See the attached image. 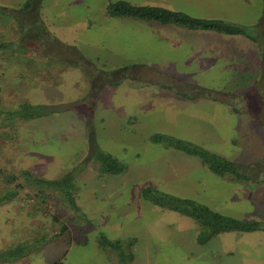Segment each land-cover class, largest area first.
I'll return each instance as SVG.
<instances>
[{
    "label": "rangeland",
    "instance_id": "rangeland-1",
    "mask_svg": "<svg viewBox=\"0 0 264 264\" xmlns=\"http://www.w3.org/2000/svg\"><path fill=\"white\" fill-rule=\"evenodd\" d=\"M24 1L0 0V42H10L0 48V195L12 188L3 183L4 172L28 170L60 184L43 187L48 194L43 199L27 200L20 193L0 203V251L15 256L0 264H117L116 251L99 246L100 235L125 247L132 239L127 264H264L263 230L220 232L200 244L201 228L191 217L141 194L149 186L224 216L264 221V0H212L199 7L195 0H123L192 17L229 18L244 29L241 40L238 34L231 37L247 50L225 55L224 69H212L208 62L216 56L217 43L188 39L193 33L181 34L153 20L142 23V29H103L99 15L118 0H36L45 33L87 58L94 68L92 77L100 73L102 78L91 83L85 66L56 59L61 55L50 49L52 39H39L38 26L28 23V11L18 13L27 30L23 37L15 16ZM93 20L96 25L88 26ZM252 56L257 62L252 66L260 64L261 69L245 68L239 75L241 86L250 90L227 89L237 61ZM159 62L163 69L149 65ZM137 76L143 81H133ZM118 77L116 86L105 83ZM137 81L146 84L141 88ZM201 83H219V89ZM186 95L195 101H184ZM22 102L38 104L36 110L43 114L8 121L5 111ZM205 103L207 110L201 107ZM246 108L256 117L249 143L239 138ZM204 125L210 128L200 147H217L221 153L216 155L241 164L247 180H233L227 173L223 179L234 183L227 182L197 156L150 139L159 134L199 146L203 135L198 131ZM231 139L237 142L231 145ZM98 150L121 164L123 172L101 174L94 159ZM64 181L78 210L71 209L59 191ZM33 189L24 188L30 195ZM62 223L67 231L49 237Z\"/></svg>",
    "mask_w": 264,
    "mask_h": 264
},
{
    "label": "trees",
    "instance_id": "trees-1",
    "mask_svg": "<svg viewBox=\"0 0 264 264\" xmlns=\"http://www.w3.org/2000/svg\"><path fill=\"white\" fill-rule=\"evenodd\" d=\"M106 13L109 16L113 17H131L138 18L142 20H153L160 24H175L181 27H185L188 29H198L204 31H212L215 33H221L226 35H244L245 31L242 27L227 23L217 19H206V18H195L188 16L182 12L173 11L157 6L152 5H133L123 0H118L114 2H109L105 7ZM28 11L27 16H30L28 23H32V26H38L37 29H34L35 32L40 36V40H43L45 36H49L53 42H49L50 49L52 51H57L61 56L57 57L59 59L63 57L65 61L68 63H73V65L82 64L88 70V79L90 83L93 81H97L100 73H97L92 77L94 71L92 68V64L86 60L79 52L75 51L73 47H69L68 45L62 44L59 41H56L52 35L45 33L46 30L42 28L41 21L38 17V10L36 7V0H25L23 4L19 7L18 12H16L15 18L19 21L17 26L18 30L22 33L23 37L26 36L27 30H25L23 26V21L18 18V13H26ZM2 12V11H1ZM45 34H44V33ZM44 35V36H43ZM10 42H0V48H8ZM73 48V49H72ZM43 51V50H42ZM73 52L76 54V60L72 58L75 57ZM75 61V62H73ZM122 70H118L117 72L121 74ZM121 76V75H120ZM123 77V76H122ZM119 78H116L112 81H107L105 83L110 85H115L119 82ZM163 87H167L163 85ZM206 92L202 91L201 93ZM185 96V94L183 95ZM186 97L190 98L188 95ZM39 105L31 104L28 102L20 103L15 109L5 111V118L8 121L14 120H25L28 118L41 116L43 113L40 110H36ZM152 142H162L166 146L173 147L177 150H182L187 154L197 156L201 163L204 164L207 169L220 176L224 177L226 174H230L229 177L233 180H247V175L244 172H240L241 166L236 165L235 163L226 160L223 157H220L214 153H211L200 146H197L191 142H187L178 138L166 137L159 134L153 135L150 137ZM94 159L99 161V170L101 174H118L123 172L124 167L119 164L115 159L110 157L108 154L98 151H94ZM3 183L8 186H12V188H7L0 195V203L8 202L15 198L18 194H22V198H26L27 200H31L33 198H38L39 196L43 199L48 196L46 192H43L44 188H52L59 183L55 181H49L42 179L40 177H36L32 175L28 170H21L18 175L12 174L10 172L2 173ZM22 183H26L23 185ZM59 186L60 193L62 196H66L64 200L67 205L71 207L73 210H78V207L74 203V200L67 192L68 183L64 181ZM25 186L35 187L33 189V194H28L24 188ZM41 186V187H40ZM66 188V189H65ZM142 196L144 199H147L151 203L158 205L160 207H165L170 210H175L180 212L183 215L191 217L201 228V232L197 235V241L200 243L206 242L213 235L220 232H229V231H237V232H251V231H264V221L260 220H238L232 217L221 215L211 209H209L206 205L195 202L194 200L179 198L172 195H167L151 187H145L142 190ZM55 219V217H52ZM67 231V227L65 223H62L57 232H54L49 235V237L54 238L59 235H62ZM132 239L128 241L126 247L119 240H109L105 238L103 235L99 236V246L103 248H110L113 251H116V260L117 264H127L132 259L131 254V245ZM21 249H17L20 251ZM0 251V260L5 261L7 259H12L15 256L10 255V252ZM57 264V263H56Z\"/></svg>",
    "mask_w": 264,
    "mask_h": 264
},
{
    "label": "crops",
    "instance_id": "crops-1",
    "mask_svg": "<svg viewBox=\"0 0 264 264\" xmlns=\"http://www.w3.org/2000/svg\"><path fill=\"white\" fill-rule=\"evenodd\" d=\"M178 1H182V0H178ZM207 1H212V0H195L196 7H199L202 3H206ZM184 4H186V3H184ZM145 5H147V4H145ZM173 11L181 12L179 10H173ZM101 13L102 14H100L99 16H102V17H101V19H98V20H100V22L98 23V25L99 26H102L103 29H105L107 27L108 28H113V25H122L123 27L132 26V28L133 27H139L140 29H142L141 28L142 23L148 22L146 20L144 21L142 19H137V18L135 19V18H131V17H111V16L107 15V13H105V11L104 12H101ZM182 13L187 14V12H182ZM195 18H202V17H195ZM206 19H213V18H206ZM88 20H90V19H88ZM217 20H221V21H224V22H227V23H231V24H236V23L232 22L229 18H226V17L219 18ZM95 23H96L95 20H93L92 22L88 23L87 25L88 26H90V25H96ZM160 25H162V26H168L169 28H171V29H173L176 32L181 33V34H184V33L191 34V33H193L188 38L190 40H192V39L193 40H200V41H203L204 39L214 40L215 43H217V45H216V56L213 59V61H208V62H210L212 64V67H213L212 69H224L223 66H224V62H225L224 61L225 60L224 59L225 58V55H235V52L238 50V48H240V50H243V51H246L247 50L246 49L247 47L245 45H243V47H241V45L239 44V41L241 40L240 39V35H237L236 36V38H239L240 39L239 40V39H234L233 37H231L233 35H223L221 33H215V32H212V31H209L208 32L209 34L204 35V34H201L200 33V31H204V30L188 29V28L181 27V26H176L175 27V26H172V24H160ZM251 27H253V26H251ZM135 30L136 31H141V30H137V29H135ZM145 34H147V33H145ZM130 35H137V34H132V32H131ZM262 41H263V39L260 41V43ZM260 48L262 50H264V45L261 44ZM205 49L207 51L208 47L205 46ZM85 59H87V58H85ZM161 59H162L161 61H165L166 60L165 59V55H161ZM237 62H238V68L236 70H233V68L228 69V70H233V71H232V77L230 78L229 86L227 87V89H232L233 90L234 87H236L237 89H240V91L241 90H244V89L250 90V86H246V87H242L241 86V84H242V78L239 77V75L240 74H244L247 71V69H261V68H257V67H261V65L258 64L256 67H253L252 66L253 64H256L257 63L256 62V58L254 56H252V57H246L245 60H242V61L239 60ZM239 63H243V65L242 66L239 65ZM149 65H150V67H152L154 69H163L161 66H159L160 65V62L157 64V66L155 64H149ZM245 68H247V69H245ZM92 69H94L93 66H92ZM166 69H168V68H166ZM139 76L140 77L142 76L141 70H140V75ZM139 76H137L133 81H135L136 79H139L140 78ZM140 79H141V81H143L142 78H140ZM245 82H246V80H245ZM159 83L165 85V83L158 82V84ZM117 84L111 85V86H116ZM136 84H137V86H139V87L142 88V86H144L143 84H146V83H144V82L138 83V81H137ZM165 86L168 87L167 89H171V90L172 89H175L173 87L171 88V86H169V85H165ZM199 86H201V87H207V88H211V89H213V87H214V89H219V83H214V86H212L211 83H210V85H207V86H204L201 83V84H199ZM164 89H166V88H164ZM231 95L236 96L234 94H231ZM186 98H184V101H188V103H190L191 101L192 102L195 101V100H193L194 99L193 97H190V98L186 97ZM201 100H206V102H208V103L213 102L214 104H216L215 103V100H209V99H201ZM223 101H224V99H223ZM208 103L203 104V106H201V107L204 108L205 110H207L208 109L207 107L209 106ZM246 109L248 110V112L243 113L246 117L242 118V120L244 121V125L243 126L240 125V127H239V138H241V139L243 138L242 139L243 142L249 143V142H251V140H250L251 139V137H250V128L254 129L253 128V127H255V125H254L255 119L254 118H256V117L254 115V112L251 109H248V108H246ZM227 110L230 111V112H232L231 111V108H227ZM249 111H251L252 113H250ZM236 112L239 113L237 110H233V113H236ZM208 128H210V127L209 126L208 127H205V125H204V127H201V126L199 127V131L198 132H199V134H202L203 135V136H200L199 135L200 137H202V138H200V140L198 142V145L199 146H201L203 144V142L208 138L206 136V134L208 133ZM216 136L218 137L219 134H215V136H214L215 140H218V138ZM173 137H177V136H173ZM177 138H180V137H177ZM181 139H184V138H181ZM233 142H237V141H235V140L233 141V139H231L230 140V144L231 145H234ZM217 143H215V145H217ZM216 149H217V147H216ZM216 149L215 150L209 149L207 151H209L211 153H214V154L215 153H217V154L221 153L220 150H218V149L216 150ZM174 150H177V149H174ZM247 153H251V152L248 151ZM238 166H241V164L240 165L238 164ZM201 167H202V165H201ZM205 168H207V167L205 166ZM221 178L223 179V178H225V176L224 177H221ZM223 180H225L227 182L234 183V181H232L230 179H228V180L227 179H223ZM185 199H190V198H185ZM190 200H192V199H190ZM204 243H200V244H204Z\"/></svg>",
    "mask_w": 264,
    "mask_h": 264
}]
</instances>
